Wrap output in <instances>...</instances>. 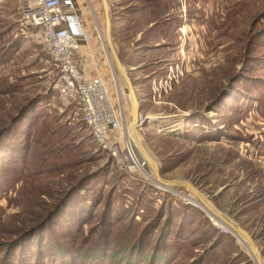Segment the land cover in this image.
Segmentation results:
<instances>
[{"label":"rangeland","instance_id":"rangeland-1","mask_svg":"<svg viewBox=\"0 0 264 264\" xmlns=\"http://www.w3.org/2000/svg\"><path fill=\"white\" fill-rule=\"evenodd\" d=\"M22 1L0 0V264H35L32 240L75 237L104 249V264L118 250L125 264H149L142 254L157 246L173 256L163 264L207 252L206 264H257L236 234L264 264V0H108V13L102 0H79L105 63L96 74L116 104L117 92L127 96L130 128L136 114L163 118L135 128L149 156L137 179L61 106L52 58L25 25Z\"/></svg>","mask_w":264,"mask_h":264},{"label":"built area","instance_id":"built-area-1","mask_svg":"<svg viewBox=\"0 0 264 264\" xmlns=\"http://www.w3.org/2000/svg\"><path fill=\"white\" fill-rule=\"evenodd\" d=\"M22 19L36 31L40 44L52 58L56 71L54 88L61 106L71 110L73 118L80 117L92 143L120 173L134 179L144 175L148 160L128 131L133 114L129 121L127 96L117 92L119 104H116L108 80L100 74L89 78L81 66L80 53L95 37L86 28L76 0H23ZM147 119L139 117L137 131L142 130ZM114 131H119L118 138Z\"/></svg>","mask_w":264,"mask_h":264},{"label":"trees","instance_id":"trees-1","mask_svg":"<svg viewBox=\"0 0 264 264\" xmlns=\"http://www.w3.org/2000/svg\"><path fill=\"white\" fill-rule=\"evenodd\" d=\"M51 215L48 216V218L42 221L40 224H38L36 228H32L22 232L21 237H25L29 235L32 231L38 229L39 227L45 226L46 222H48L50 218H52ZM213 227L217 229L216 226ZM162 238L164 239L165 236L163 235ZM39 241L40 240H38V242L37 240H32V243L38 246V249L36 251V258L34 261L35 264H45L46 261L51 264H104L105 260L107 259V254L104 249L100 250L92 248L93 250H85L83 249V247H79L78 244L75 242L77 241L76 237L72 240V242H65L61 239H58L54 241L52 245L49 246H43V244H40ZM20 242H18L17 244H13L12 242V245L9 246L10 248L14 247L16 250L19 249L20 252L24 253L26 251V248ZM139 243L137 244V246L139 245ZM157 247L155 250H153L151 257H145V255L142 254L141 258L143 259V261H145L146 259H150L149 264H163V262H165L167 259L173 258V256H170L171 254L169 252H166L165 250L159 251ZM175 251L176 249L174 250V252ZM208 255L209 254L207 252L203 258H199L197 262H194L192 264H203ZM65 260L69 262H64ZM126 260H128V257L125 256V254L123 255L122 251L118 250L112 255L109 264H125Z\"/></svg>","mask_w":264,"mask_h":264},{"label":"bare ground","instance_id":"bare-ground-1","mask_svg":"<svg viewBox=\"0 0 264 264\" xmlns=\"http://www.w3.org/2000/svg\"><path fill=\"white\" fill-rule=\"evenodd\" d=\"M123 74H124V76H125V73L123 72ZM125 79V78H124ZM128 81V80H127ZM128 83V82H127ZM130 97H131V102H132V104H133V107H134V109H135V112H137V110H138V104H137V101H136V99H135V97H136V93L135 92H133V91H131L130 92ZM136 119H137V121H138V119H139V114H136ZM150 120H149V122L152 124V125H154V126H161L162 125V123H163V118L162 117H150L149 118ZM130 126L131 125H129V127H128V131H129V134L131 135V137L134 139V141H135V143H136V145H137V147H138V149H139V151H140V153H141V155L143 156V157H145L147 160L149 159V156H148V154L144 151V149H143V147H142V149L140 148V146H139V144L137 143V140H138V138H137V135H136V132H135V126H132L131 128H130ZM130 128V129H129ZM138 142H139V140H138ZM162 184H164V185H166V183L165 182H162V180L160 181ZM168 186V185H167ZM162 187L163 188H161V189H163V190H165V189H168V188H170V187H165V186H163L162 185ZM189 187H191V186H189ZM165 188V189H164ZM174 193V192H173ZM191 204H193V205H196V206H200V207H202L201 209L203 210V211H205V212H207V213H211V215L212 216H214V214H217V212H216V210L213 208V209H210V207L208 206V205H206V204H204V203H198V202H196V201H194V200H191ZM214 223L215 224H217L219 227H223V228H227V229H229V230H231V228L230 227H228L227 225H224L222 222H220L218 219H215L214 218ZM233 223V222H232ZM232 232H233V230H232ZM234 233V232H233ZM234 234H236V233H234ZM237 236V239H238V241H239V243L242 245V247L244 248V249H246L247 251H249L250 249V252L255 256V258H256V262H257V264H263L262 263V260L260 259V257H259V254H258V251H257V249H256V247L254 246V244L252 245V248H251V244L249 243V242H247V240H245V238L243 237V236H240V235H238V234H236Z\"/></svg>","mask_w":264,"mask_h":264},{"label":"crops","instance_id":"crops-1","mask_svg":"<svg viewBox=\"0 0 264 264\" xmlns=\"http://www.w3.org/2000/svg\"><path fill=\"white\" fill-rule=\"evenodd\" d=\"M76 2H77V5H78V8H79V13H81V15H82V18H83V21L85 23L86 28L90 32L94 33L93 32V28H92V24L88 20L89 12L88 11H83V7H82L81 3L79 2V0H76ZM102 3L104 4L103 0H102ZM98 52H99V48H98L97 44L94 43L93 46H88V47L84 46L82 51H81V53H80L81 66H82L84 72L86 73V75L89 78L97 75L96 72L97 73L101 72V71L103 72V70H104L102 65H105V63L102 60V56H100V54ZM91 54L92 55L99 54V57H97V59L96 58H91Z\"/></svg>","mask_w":264,"mask_h":264},{"label":"water","instance_id":"water-1","mask_svg":"<svg viewBox=\"0 0 264 264\" xmlns=\"http://www.w3.org/2000/svg\"><path fill=\"white\" fill-rule=\"evenodd\" d=\"M104 1V6H105V9H106V13H108V6H107V0H103ZM108 15V14H107ZM109 38V37H108ZM110 39V38H109ZM109 42H111L110 40H109ZM117 62H118V64L120 65V63H119V60L117 59ZM133 120H134V118H133ZM147 122H149V118L147 119ZM146 122V123H147ZM179 184V183H178ZM177 183H171V185L172 186H177L178 185ZM227 188V186L226 187H224L223 188V190L222 191H224L225 189ZM231 222V221H230ZM232 223V222H231ZM233 224V223H232ZM227 225H229V224H227ZM234 226L235 227H237L244 235H246L245 234V232L239 227V226H237V225H235L234 224ZM234 228V227H233ZM235 229V228H234ZM233 235H234V233L233 232H231ZM235 236V235H234ZM247 236V235H246ZM236 237V236H235ZM248 237V236H247ZM249 238V237H248Z\"/></svg>","mask_w":264,"mask_h":264}]
</instances>
